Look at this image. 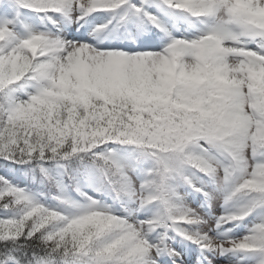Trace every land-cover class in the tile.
<instances>
[{
    "label": "snow or ice",
    "instance_id": "1",
    "mask_svg": "<svg viewBox=\"0 0 264 264\" xmlns=\"http://www.w3.org/2000/svg\"><path fill=\"white\" fill-rule=\"evenodd\" d=\"M0 264H264V0H0Z\"/></svg>",
    "mask_w": 264,
    "mask_h": 264
}]
</instances>
